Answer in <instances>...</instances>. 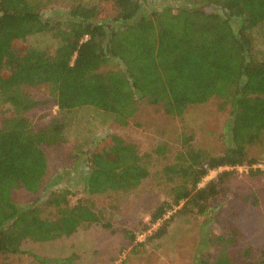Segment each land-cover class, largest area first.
Segmentation results:
<instances>
[{
	"label": "trees",
	"instance_id": "1",
	"mask_svg": "<svg viewBox=\"0 0 264 264\" xmlns=\"http://www.w3.org/2000/svg\"><path fill=\"white\" fill-rule=\"evenodd\" d=\"M149 1L165 0H0V107L10 109L0 125V255L22 254L26 241L52 242L100 224L92 196L130 191L150 176L135 145L105 136L89 152L85 198L70 205L69 190L51 193L42 205L54 210L53 218L42 217L38 204L17 205L16 190L45 192L43 147L65 144L70 114L81 108L122 127L140 102L175 117L211 99L230 108L221 154L210 156L192 146L191 136L183 138L174 164L161 174L172 184L170 199L150 215L151 224L174 210L210 217L225 203L235 168L247 166L252 177L263 173L253 168L258 160L251 149L264 145V54L256 55L252 32L264 24V0H196L144 14ZM55 4L65 9L63 20H44L43 11ZM46 35L57 45H29V38ZM109 64L113 69L105 70ZM36 86L48 88L57 113L33 128L24 114L37 103L25 88ZM211 171L219 173L200 186ZM172 218L148 239L162 238ZM241 237L238 228H225L213 240L216 253H202L196 263L264 264V249L240 250Z\"/></svg>",
	"mask_w": 264,
	"mask_h": 264
},
{
	"label": "rangeland",
	"instance_id": "2",
	"mask_svg": "<svg viewBox=\"0 0 264 264\" xmlns=\"http://www.w3.org/2000/svg\"><path fill=\"white\" fill-rule=\"evenodd\" d=\"M196 3V0L149 1L142 11L148 14L167 6L175 9ZM65 14V9L55 4L43 11L42 17L48 21L63 20ZM232 23L236 24L234 20ZM252 32L258 42L256 55L261 57L264 24ZM28 43L36 49L57 45L48 35L31 37ZM113 67L109 64L105 70ZM25 92L37 103L25 117L33 128L46 125L57 113L48 88L29 87ZM219 106L218 99H211L175 117L166 115L159 105L140 102L135 116L125 127L92 108L73 111L65 144L43 147L47 159L45 192L32 195L16 190L13 201L17 205L38 204L42 217L53 218L54 210L42 205L51 193L69 190L70 205L85 198L83 178L89 171V152L105 136H116L125 144L135 145L150 176L130 191L92 196L95 211L102 219L100 224L82 227L52 242L26 241L21 247L22 254L0 255V264H197L202 253H216L218 246L213 240L231 226L238 228L242 235L238 241L240 250L250 247L256 253L264 249V145L251 149L258 160L253 168H260L263 173L252 177L247 166L235 168L225 203L216 207L210 217L178 215L174 210L162 220L150 223L154 210L170 199L172 184L161 174L164 167L174 164L176 154L183 149V138L191 136L192 146L210 156L221 154L227 146L230 108ZM9 115L8 107H0V125ZM219 171L210 172L200 186L215 179ZM171 216L166 234L149 240ZM102 223L109 224L110 228H104ZM131 234L135 236L133 242L129 239Z\"/></svg>",
	"mask_w": 264,
	"mask_h": 264
},
{
	"label": "built area",
	"instance_id": "3",
	"mask_svg": "<svg viewBox=\"0 0 264 264\" xmlns=\"http://www.w3.org/2000/svg\"><path fill=\"white\" fill-rule=\"evenodd\" d=\"M212 172V171H211Z\"/></svg>",
	"mask_w": 264,
	"mask_h": 264
}]
</instances>
